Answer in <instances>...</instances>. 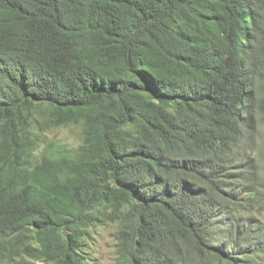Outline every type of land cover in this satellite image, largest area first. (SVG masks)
I'll return each instance as SVG.
<instances>
[{
	"label": "trees",
	"instance_id": "16d2710c",
	"mask_svg": "<svg viewBox=\"0 0 264 264\" xmlns=\"http://www.w3.org/2000/svg\"><path fill=\"white\" fill-rule=\"evenodd\" d=\"M38 118L82 144L33 161ZM246 192L264 0H0V262L85 264L110 223L114 264H238L264 253Z\"/></svg>",
	"mask_w": 264,
	"mask_h": 264
},
{
	"label": "rangeland",
	"instance_id": "374dc122",
	"mask_svg": "<svg viewBox=\"0 0 264 264\" xmlns=\"http://www.w3.org/2000/svg\"><path fill=\"white\" fill-rule=\"evenodd\" d=\"M248 21L253 19L248 17ZM34 141V148L31 152L33 161L40 159L43 155H52L60 149L67 148L74 150L82 144V126L80 124H62L48 126L38 118L30 126ZM244 206L237 210L249 217L254 228L257 239L261 240L264 246V196L253 192L241 194ZM115 226L106 224L96 226L90 231L85 241L84 256L85 264H114L116 259ZM238 264H264V253L250 257L249 260L240 258ZM248 262H244V261ZM26 264L21 259L15 261H1L0 264ZM219 264H229L221 262Z\"/></svg>",
	"mask_w": 264,
	"mask_h": 264
}]
</instances>
